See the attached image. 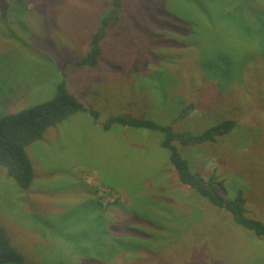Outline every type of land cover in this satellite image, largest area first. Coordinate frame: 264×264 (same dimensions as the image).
Masks as SVG:
<instances>
[{"label":"rangeland","instance_id":"obj_1","mask_svg":"<svg viewBox=\"0 0 264 264\" xmlns=\"http://www.w3.org/2000/svg\"><path fill=\"white\" fill-rule=\"evenodd\" d=\"M118 1L91 69L74 63L111 0H0L5 108L49 101L63 79L101 121L148 119L195 137L233 121L212 142L173 144L191 172L223 184L225 198L242 192L248 216L264 224L263 13L236 0ZM79 116L20 153L32 172L27 191L0 169V253L12 249L19 264H101L97 255L113 264H264V237L179 184L162 134L120 126L104 134ZM96 198L122 203L107 214L108 230Z\"/></svg>","mask_w":264,"mask_h":264},{"label":"trees","instance_id":"obj_2","mask_svg":"<svg viewBox=\"0 0 264 264\" xmlns=\"http://www.w3.org/2000/svg\"><path fill=\"white\" fill-rule=\"evenodd\" d=\"M236 1L241 4V8L243 6L242 3L246 1L248 10L261 12L263 13L262 17H264V8L254 9L252 7V1L254 0ZM111 6L113 10L110 12V16L101 18L95 33L92 34L85 56L80 61L74 63L77 67L95 69L98 66V59L101 56L100 42L104 39L106 29L110 23H115L117 20V16L114 13L118 9L119 1L111 0ZM261 25L264 24L261 22ZM2 98L4 97L0 95V103L3 104V107L0 109V169L4 170L6 176L14 182L18 189L27 191L32 183L30 166L22 162L20 153L24 152L26 147L32 143L40 142L47 129L55 127L60 123H65L70 117H76L74 120H70L72 121L69 124L70 127L73 122L78 120V117L81 118L79 115H83V117L89 116L94 126H100L104 133H109L115 129V126H120L123 128L146 129L162 134L163 137L159 142V147L167 151L169 165L173 169L179 184L191 189L195 195L210 204L213 208L225 211L232 222L238 227L252 232L256 237H264V224L248 216L242 192H238L235 198H225L223 184L213 179H203L200 175L191 172L187 161L180 156L173 144L175 142L186 147L203 142H212L215 137L231 131L234 128L233 121H225L196 137L188 133H174L170 127L160 126L148 119L113 116L101 121L100 112L93 109L92 103L90 104L92 108H89L79 102L70 93L67 83L63 79H60L56 84L55 94L49 101L35 104L16 113L10 114L14 110H7L5 104L2 102ZM184 110L187 109L181 110L175 122L184 120L187 117ZM64 125L67 126V124ZM65 130L67 129H64L62 133H66L64 132ZM95 204L99 212L106 219V230L110 229V225L107 224V214L109 215L110 211L118 206H122V203L115 201L108 207H105L100 199L96 198ZM106 247L109 246L106 245ZM2 251L4 255L0 253V264H8L11 260H14L15 264H19L22 260L12 249L3 248ZM103 256L97 255L93 260H102L101 264H113L112 262L107 263L108 260L99 258ZM135 262L139 261L136 260Z\"/></svg>","mask_w":264,"mask_h":264},{"label":"crops","instance_id":"obj_3","mask_svg":"<svg viewBox=\"0 0 264 264\" xmlns=\"http://www.w3.org/2000/svg\"><path fill=\"white\" fill-rule=\"evenodd\" d=\"M88 131H89V128H88ZM88 131H86L87 133H88V135H89V132ZM100 132H102V131H100ZM97 133L99 134V132H98V130H97ZM104 133V132H103ZM104 134H107V133H104Z\"/></svg>","mask_w":264,"mask_h":264}]
</instances>
